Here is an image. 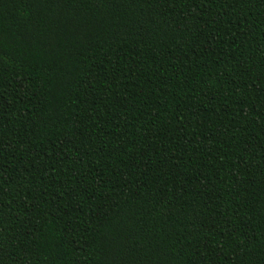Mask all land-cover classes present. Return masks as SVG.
Segmentation results:
<instances>
[{
    "label": "trees",
    "instance_id": "1",
    "mask_svg": "<svg viewBox=\"0 0 264 264\" xmlns=\"http://www.w3.org/2000/svg\"><path fill=\"white\" fill-rule=\"evenodd\" d=\"M0 264H264V0H0Z\"/></svg>",
    "mask_w": 264,
    "mask_h": 264
}]
</instances>
